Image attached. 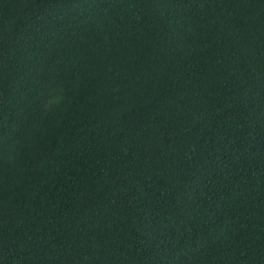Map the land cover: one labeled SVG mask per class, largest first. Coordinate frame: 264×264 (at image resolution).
<instances>
[{"label":"trees","instance_id":"obj_1","mask_svg":"<svg viewBox=\"0 0 264 264\" xmlns=\"http://www.w3.org/2000/svg\"><path fill=\"white\" fill-rule=\"evenodd\" d=\"M0 264H264V0H0Z\"/></svg>","mask_w":264,"mask_h":264}]
</instances>
